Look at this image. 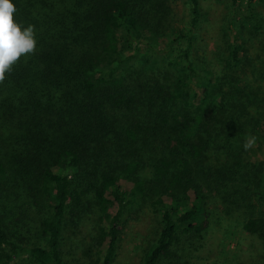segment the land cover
I'll return each mask as SVG.
<instances>
[{"label": "trees", "instance_id": "1", "mask_svg": "<svg viewBox=\"0 0 264 264\" xmlns=\"http://www.w3.org/2000/svg\"><path fill=\"white\" fill-rule=\"evenodd\" d=\"M175 1L11 0L37 46L0 82V264H71L64 233L90 195L104 215L97 264H115L126 217L145 208L161 228L141 264H174L213 208L264 243V89L246 71L264 0H185L186 25ZM207 1L230 10L218 63L199 45ZM25 201L36 242L5 214Z\"/></svg>", "mask_w": 264, "mask_h": 264}, {"label": "rangeland", "instance_id": "2", "mask_svg": "<svg viewBox=\"0 0 264 264\" xmlns=\"http://www.w3.org/2000/svg\"><path fill=\"white\" fill-rule=\"evenodd\" d=\"M204 6L206 22L203 21L201 26L203 37L199 45L202 54L207 51L212 63H218L223 59L224 42L228 39L230 10L223 2L207 1ZM260 9L264 12V7ZM174 10L177 23L186 25L189 19L186 1L176 0ZM247 39L246 71H256L258 83L264 89V33L249 35ZM121 183L135 192L134 183ZM191 197L194 199L193 194ZM111 207L114 210L117 205L112 202ZM213 210L211 224L203 232L202 239L198 240L189 235L184 237L174 264H264V243L256 236L247 234L242 228V221L226 217L220 209ZM78 213V216L69 217L63 239L64 257L71 264H97L102 256L97 240L103 211L90 195L83 201ZM5 214L7 220L13 224V231L24 241H37L41 233V215L35 213L28 201L12 211L7 209ZM125 223L115 264H141L145 249L158 237L161 218L151 209L145 208L141 213L132 212L126 217Z\"/></svg>", "mask_w": 264, "mask_h": 264}, {"label": "clouds", "instance_id": "3", "mask_svg": "<svg viewBox=\"0 0 264 264\" xmlns=\"http://www.w3.org/2000/svg\"><path fill=\"white\" fill-rule=\"evenodd\" d=\"M15 5L11 0H0V82L5 80L13 66L22 56L34 54L37 46L35 27L29 24L24 27L15 22ZM256 138L249 136L244 144L245 149L254 146Z\"/></svg>", "mask_w": 264, "mask_h": 264}]
</instances>
